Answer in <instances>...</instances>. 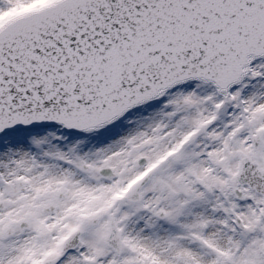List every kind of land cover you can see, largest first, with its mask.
Segmentation results:
<instances>
[{
    "label": "snow or ice",
    "instance_id": "1",
    "mask_svg": "<svg viewBox=\"0 0 264 264\" xmlns=\"http://www.w3.org/2000/svg\"><path fill=\"white\" fill-rule=\"evenodd\" d=\"M0 264H264V0H0Z\"/></svg>",
    "mask_w": 264,
    "mask_h": 264
}]
</instances>
